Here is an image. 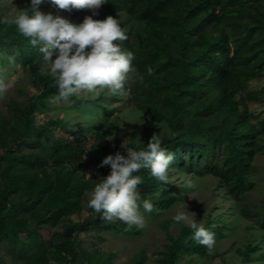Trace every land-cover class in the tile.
<instances>
[{
	"label": "trees",
	"instance_id": "trees-1",
	"mask_svg": "<svg viewBox=\"0 0 264 264\" xmlns=\"http://www.w3.org/2000/svg\"><path fill=\"white\" fill-rule=\"evenodd\" d=\"M101 8L123 17L119 24L126 39L117 43L134 52L133 65L143 76L130 74L125 86L128 101L168 128L151 134L148 129L142 142L132 135L128 145L145 147L158 134L173 155L170 168L211 175L241 203L254 188L250 177L258 173L256 157L264 154V111L256 114L249 109V103H264V87L251 89L254 80L264 78V0H106ZM86 10L90 9L61 11L76 15ZM0 52L16 55L36 90L27 103H14V115L0 116V245L6 243L10 257L6 262L0 256V264H111V254L101 263L82 246L76 232L123 231L127 224L104 221L88 206L85 220L72 219L83 210L86 192L94 185L82 175L85 126L62 118L36 124L37 111L47 107L57 89L51 75L40 72L42 54L11 22L0 24ZM61 101L75 105L79 114L94 104L78 95ZM99 106L109 114L103 102ZM57 127H72L73 140L54 139ZM78 132L84 140L76 137ZM95 141L90 150L101 161L126 151L103 132L96 133ZM99 168L101 176L110 171V166ZM136 174L142 178L137 186L141 198L153 204L145 213L155 215L174 205L176 197L162 190L165 183L149 169ZM243 214L259 216L264 227V203L256 211L245 207ZM219 224L208 217L203 226L219 239L224 236ZM191 231L182 225L176 236H170L161 264H177L185 255L212 256L192 239ZM258 250L250 244L239 250L241 264L264 262Z\"/></svg>",
	"mask_w": 264,
	"mask_h": 264
},
{
	"label": "rangeland",
	"instance_id": "rangeland-1",
	"mask_svg": "<svg viewBox=\"0 0 264 264\" xmlns=\"http://www.w3.org/2000/svg\"><path fill=\"white\" fill-rule=\"evenodd\" d=\"M30 7V0H0V16H7L10 19L15 17L20 10ZM39 10L44 13L61 15L73 23H80L86 16H93V19L103 20L108 16L123 19L121 15H112L103 8L95 10H86L76 15H68L60 9L52 6L49 0L39 5ZM9 57L0 52V82L6 85V90L0 94V116L11 117L14 115V103L25 104L30 96L36 93L28 70L18 61L16 55ZM41 73H48L43 64ZM264 87V78L254 80L251 83V89L259 91ZM104 89L95 94L81 92L78 94L82 99L93 101L92 108L83 113H77L75 105H69L66 102L55 101L50 98L47 101V107L40 108L35 115L36 124H43L54 118H62L81 122L86 128L83 133L84 138L79 132L77 138L84 140L86 155L83 159L82 175L86 181L95 183L101 177V170L98 167L101 160L92 155L90 147L96 144L95 135L97 132L106 134L109 141H117L121 147L124 140L130 142L134 135L136 142H142L148 134L156 131L168 132L164 124H159L150 120L145 114L139 111L133 103L128 101V94L123 98L117 95L113 96ZM104 97V98H103ZM104 103L105 111L99 106ZM250 111L260 114L264 111V103H249ZM98 122L95 117L103 116ZM74 131H78L77 126H72ZM71 128L57 127L54 130V139H63L64 141L73 140L70 134ZM113 137V139H112ZM264 143V135L262 136ZM255 165L258 167V173L251 176L250 180L254 183V188L246 198L241 202L234 201L218 181L211 175L198 176L188 174L183 168H169L168 181L162 190L169 191L176 197L174 205L166 210H159L155 215L147 214L141 210L144 216L142 226L126 225L123 231L104 230L99 233L95 231L76 232L82 246L92 253L95 258L102 263L108 261L111 254V264H135L139 259V264H161L164 258L166 246L170 243V236H176L183 224L173 227L171 217L177 208L188 209L189 215L195 213L192 218L205 225L208 217L213 222L221 221L223 225L224 236L216 239V244L212 256H182L177 264H241L242 257L239 250H244L248 244L258 246L257 254H264V227L261 225V218L257 215L246 218L243 214L245 207L256 211L257 207L264 203V154L256 157ZM87 195L83 202L81 213L72 217L73 221H83L88 215ZM61 229H55V231ZM44 237H49V231H41ZM6 243L0 245V256L4 261L9 262L10 257L5 252ZM51 264H64L52 261ZM264 264V262L249 263Z\"/></svg>",
	"mask_w": 264,
	"mask_h": 264
},
{
	"label": "clouds",
	"instance_id": "clouds-1",
	"mask_svg": "<svg viewBox=\"0 0 264 264\" xmlns=\"http://www.w3.org/2000/svg\"><path fill=\"white\" fill-rule=\"evenodd\" d=\"M44 2L30 0V7L20 10L15 17L0 16V24L13 23L17 32L42 54L45 70L57 89L53 100L58 102L81 92L95 94L101 89L124 94L131 73L135 72L139 79H143L133 65L134 52L122 49L117 43L126 39L118 19L108 16L98 20L90 15L80 23H73L61 15L40 11L39 5ZM105 2L49 0L60 10L90 9L94 14ZM147 71L151 75L153 70L148 68ZM5 90L6 85L0 82V94ZM121 147L126 149L124 153L109 154L98 165L110 166V171L86 192L87 206L99 213L104 221L119 220L127 225L142 226L144 216L141 209L151 212L153 204L148 198H141L137 186L142 178L136 173L142 168L149 169L158 181L167 183L173 155L161 145L158 134L153 135L145 147H130L127 139ZM189 213L188 209L177 208L171 217L172 226L186 225L192 230V239L211 255L216 244L215 233L192 218L195 213Z\"/></svg>",
	"mask_w": 264,
	"mask_h": 264
}]
</instances>
